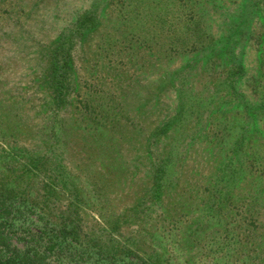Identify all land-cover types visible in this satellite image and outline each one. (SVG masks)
<instances>
[{"label": "trees", "instance_id": "obj_1", "mask_svg": "<svg viewBox=\"0 0 264 264\" xmlns=\"http://www.w3.org/2000/svg\"><path fill=\"white\" fill-rule=\"evenodd\" d=\"M204 2L214 0L118 1V26L93 39L94 66L81 78L76 44L101 25L99 9L84 14L48 49L38 83L44 99L35 107V145L8 146L0 127V264H264V147L253 142L264 121V26L253 38L261 72L249 79L247 91L246 34L232 32H241L242 41L216 38L223 19L206 13L211 8ZM192 57L198 62L174 73L196 78L220 66L213 78L205 74L212 88L206 82L200 91L194 83L186 90L181 85L174 114L149 127L135 117L124 97L126 79ZM237 109L244 111L240 119L233 115ZM72 116L109 140L120 134L137 139L136 145L123 139L104 148L121 154L128 166L122 170L114 162L120 168L112 167L113 177H98L69 159L59 129ZM125 145L138 157L126 160ZM130 180L141 185L140 197L119 208V199L130 197ZM181 188L192 218L177 216L178 198L165 208L167 197ZM140 224L155 226L149 249ZM203 234L215 248L210 259L181 250L180 235L196 247ZM241 244L244 260L232 262L228 253Z\"/></svg>", "mask_w": 264, "mask_h": 264}, {"label": "rangeland", "instance_id": "obj_2", "mask_svg": "<svg viewBox=\"0 0 264 264\" xmlns=\"http://www.w3.org/2000/svg\"><path fill=\"white\" fill-rule=\"evenodd\" d=\"M118 1L122 5L130 3L129 0H0V118L2 119L0 127L6 135L5 141L8 146H11L14 142L26 146L35 145V123H39V119H35V111H38L44 99V93L39 90L41 86H38V83L41 81L40 73L47 63L43 56L48 49L66 29L77 25L76 22L84 14L92 11V9H99V12L97 11L99 13L97 21L101 25L91 32L92 34L88 40L85 39L83 42H77L76 44L79 50L76 60V72H80L79 78L87 75L86 69L92 68L95 62L91 51L93 39L98 35L111 34L112 29L118 26L119 16L115 15V7ZM133 3L134 0L130 4ZM204 4L207 9L211 8L210 12L206 13L211 15L213 19L219 16L223 19L219 20L216 38L223 39L232 35V32L235 31L245 32L244 64L246 80L243 85L249 91L252 87V81L249 79L252 80L253 77H258L261 72L259 65L257 67L256 58L258 56V50L256 51V49L259 47H257L253 38L255 36L257 40L256 36L262 33L264 0H220L218 2L214 0L213 4L207 2H204ZM201 7L204 8V5ZM241 32H239L240 35H232V40H244ZM247 35H250V38ZM97 42L94 40V44ZM208 57L206 55V59ZM195 58H177L175 61L165 63L162 70L160 68L158 72L139 73L141 76L139 80L126 79L124 90L126 95L124 97L127 98V106L133 111L135 117L142 119L144 124L149 127L152 123H158L159 120L161 121L163 118H168L174 114L179 103L178 95L181 85L186 90L194 83V87L200 91L204 82H206L210 83L208 88L211 89L212 79H209L205 74L213 78L215 73L221 70L220 66L216 65L212 71L203 75L200 74L196 78H194L195 74L193 73L180 76H176L174 73L175 70L184 69L188 61L190 63L198 62L199 59L193 61ZM169 71H172L170 75ZM167 77L174 82L166 81ZM160 83L163 89L159 87ZM243 112L241 109H237L233 111V115L240 119ZM72 113L66 114L65 117L74 115ZM25 116L29 117L25 118ZM27 118L30 121L23 122ZM72 118L61 123L59 132L64 137L67 145L65 146L67 157L72 159L73 162L79 161L80 168L85 173L89 171L94 175L97 172L98 177L100 175L113 177L115 171L112 167H117V169L121 167L123 170L124 167L128 166L125 162H120V159L123 160L121 154L117 155L115 150H104V148H109L115 141L122 142L123 139L126 140L125 142L136 145L138 143L137 139L130 141L124 137V134H120L109 140L103 135L100 136V131H95L90 125L85 127L82 123L77 124L74 121L75 118L73 116ZM193 123L192 121L188 122L185 125V130L188 131ZM257 128V131H253V134L256 132L258 134L253 142L264 147V121L258 123ZM116 150L121 153L118 147ZM124 151L126 160L138 157V151L129 149V146L125 145ZM72 156H77V158H72ZM104 160L107 162L103 165L102 161ZM114 162L117 164L120 162L118 164L120 167L117 165L111 166ZM127 176L128 170L121 182L126 181ZM130 182H133L132 187L130 185L125 190V192H129L130 197L126 201L119 199L117 202L119 208L132 205V202L140 197L141 185L138 181L130 180ZM183 184H186L185 180ZM181 191L182 188L177 191L176 196L167 197L165 208L171 207L172 201L178 198L180 211L177 216L192 218V203L188 200V194H181ZM138 230L141 232L140 237L146 243L145 247L147 249L151 248L152 240L156 236L155 226L140 224ZM203 238H205L204 234ZM207 238L195 247L194 243L193 246H190L189 243L185 242L186 237L180 235L179 244L181 250L188 256L196 255L197 257L203 256L210 259L215 248L211 247L210 240H207ZM214 246L217 250L218 247L215 243ZM236 247L237 249L234 250L233 254L228 253V255L233 258L232 262H242L245 248L242 244L241 246L236 245Z\"/></svg>", "mask_w": 264, "mask_h": 264}]
</instances>
